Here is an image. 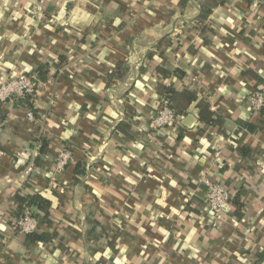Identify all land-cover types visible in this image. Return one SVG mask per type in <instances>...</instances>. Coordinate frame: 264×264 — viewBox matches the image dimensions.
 Masks as SVG:
<instances>
[{
	"label": "crops",
	"instance_id": "obj_1",
	"mask_svg": "<svg viewBox=\"0 0 264 264\" xmlns=\"http://www.w3.org/2000/svg\"><path fill=\"white\" fill-rule=\"evenodd\" d=\"M36 1L0 0V82L59 72L40 75L33 108L0 102V264H264V108L249 98L264 92V0H41L32 13ZM161 85L196 91L215 121L193 102L154 130ZM202 175L240 218L231 201L207 210ZM15 193L49 200L34 217L47 242L12 226Z\"/></svg>",
	"mask_w": 264,
	"mask_h": 264
},
{
	"label": "built area",
	"instance_id": "obj_2",
	"mask_svg": "<svg viewBox=\"0 0 264 264\" xmlns=\"http://www.w3.org/2000/svg\"><path fill=\"white\" fill-rule=\"evenodd\" d=\"M250 3L258 7L261 0H249ZM40 77L36 73H19L0 82V102H7L18 99H27L28 104L33 108L36 99L40 97ZM251 107L255 111L264 108V92L257 91L250 95ZM51 98V102H52ZM53 103V102H52ZM28 109L26 116L33 118L32 110ZM182 117L175 114L170 107L169 101L162 97L155 107L151 118V127L154 130L173 131L181 124ZM3 122L0 120V132ZM219 156V152H215ZM69 158V151L62 148L59 153L58 166H63ZM199 181L206 187V207L215 217L230 206L231 192L220 184L212 183L205 176H201ZM14 229L22 233H29L36 230V219L30 215V210H26L22 217L15 219ZM17 227V228H16Z\"/></svg>",
	"mask_w": 264,
	"mask_h": 264
},
{
	"label": "trees",
	"instance_id": "obj_3",
	"mask_svg": "<svg viewBox=\"0 0 264 264\" xmlns=\"http://www.w3.org/2000/svg\"><path fill=\"white\" fill-rule=\"evenodd\" d=\"M203 17L205 14L203 13ZM61 59H58L60 61ZM120 65H117L116 71H112L111 73L108 74V78L113 79V78H122L123 73H117ZM47 70V67L41 68L37 70V75H42L45 73ZM159 93L169 101L170 107L172 108L173 112L177 115H186L187 114V108L191 103H195V108L197 111V119L199 123L203 126H207L211 123H213L214 117H213V112L209 109V103L208 101L201 97H197V93L194 90L190 89H182L178 90L175 89L171 86H159L158 87ZM27 100V99H25ZM28 101V100H27ZM33 114L36 113L34 109H32ZM250 131L255 130L256 126L254 124H249L248 126ZM161 131H166V130H161ZM46 148V142L44 139H40V146L38 149L39 155L44 154ZM249 152V149L247 147H243L239 150V153L241 155L247 156ZM38 159H35V162L38 163ZM15 200L17 201L16 209L13 213V215L17 218L22 217L24 215V212L26 210H30V215L33 217H36L38 213H42V216L44 218H47L50 215V202L48 199L45 197L41 196L40 194H32L31 196H21L18 193H15ZM230 201L234 205V214L237 216V218H240L242 214V204L241 202L236 199V197L231 196ZM34 211V212H33ZM12 226H14V222L12 223ZM17 228V227H16ZM16 230V229H15ZM26 241L28 243H38L42 244L47 242L53 235H50L49 233H37L36 230L26 233ZM108 248L110 250L115 249L113 245V241H110L108 243ZM106 254L102 255L100 257V260L105 262L106 261ZM105 257V258H104Z\"/></svg>",
	"mask_w": 264,
	"mask_h": 264
},
{
	"label": "rangeland",
	"instance_id": "obj_4",
	"mask_svg": "<svg viewBox=\"0 0 264 264\" xmlns=\"http://www.w3.org/2000/svg\"><path fill=\"white\" fill-rule=\"evenodd\" d=\"M41 9H42V1L41 0H38V1H36V3L35 4H33V10L31 11L32 13H38V12H40L41 11ZM58 64V63H57ZM55 69H52V70H50L52 73H49V70L48 71H46V74L47 73H49V74H47V76L44 78V83H46V84H49V85H54L55 84V82H56V78L54 77L56 74H58L59 72H58V66H56L55 65V67H54ZM36 73V72H35ZM37 74V73H36ZM45 74V75H46ZM39 77H40V75H38ZM41 79V78H40ZM43 79H41L40 81L41 82H43L42 81ZM42 85V83L40 84V86ZM41 88V87H40ZM40 88H39V90H40ZM51 98H53V97H51L50 96V100H51ZM54 100H52V102H53ZM52 102L50 101V103L52 104Z\"/></svg>",
	"mask_w": 264,
	"mask_h": 264
},
{
	"label": "water",
	"instance_id": "obj_5",
	"mask_svg": "<svg viewBox=\"0 0 264 264\" xmlns=\"http://www.w3.org/2000/svg\"><path fill=\"white\" fill-rule=\"evenodd\" d=\"M195 121V117L191 114H188L183 120L182 123H184L186 126L190 127L192 123Z\"/></svg>",
	"mask_w": 264,
	"mask_h": 264
}]
</instances>
